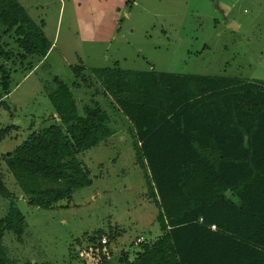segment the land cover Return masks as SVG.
<instances>
[{"label":"trees","instance_id":"obj_1","mask_svg":"<svg viewBox=\"0 0 264 264\" xmlns=\"http://www.w3.org/2000/svg\"><path fill=\"white\" fill-rule=\"evenodd\" d=\"M8 35L24 58L46 57L53 44L18 0H0V59L9 62L16 53L8 49ZM85 69L73 66L82 80L73 85L54 79L55 122L4 154L28 203L51 208L92 184L78 156L126 127L161 232L133 259L122 250L118 264H264V81L118 65L87 75ZM93 84L80 112L73 89ZM10 87V71L0 64V103ZM116 116L121 128L114 126ZM17 128L0 129V140ZM12 193L0 173V195ZM9 204L0 217V264H51L8 257L6 230L22 240L26 225L11 197ZM95 236L92 251L106 262L114 254L111 241L102 242L101 230Z\"/></svg>","mask_w":264,"mask_h":264},{"label":"rangeland","instance_id":"obj_2","mask_svg":"<svg viewBox=\"0 0 264 264\" xmlns=\"http://www.w3.org/2000/svg\"><path fill=\"white\" fill-rule=\"evenodd\" d=\"M18 1L53 44L46 57L24 58L14 39L4 38L16 55L9 62L0 59L11 74L10 93L0 103V129L18 128L12 129L13 137L0 140V173L26 217L22 240L5 232L8 257L15 263L118 264L115 256L125 250L133 259L141 244L155 239L161 229L130 133L119 116L114 126L122 128L114 136L78 156L89 168L92 184L51 208L28 203L4 154L55 122L49 91L56 77L69 85L82 81L73 66L86 67V75L93 68L118 65L264 81V0ZM95 88L73 89L80 112ZM10 197L0 195V217L8 213ZM100 230L105 233L102 242L113 246L108 262L92 251Z\"/></svg>","mask_w":264,"mask_h":264},{"label":"built area","instance_id":"obj_3","mask_svg":"<svg viewBox=\"0 0 264 264\" xmlns=\"http://www.w3.org/2000/svg\"><path fill=\"white\" fill-rule=\"evenodd\" d=\"M211 227H212V229H216V225L215 224H213ZM142 239H143V237H139L138 238V240H142Z\"/></svg>","mask_w":264,"mask_h":264},{"label":"crops","instance_id":"obj_4","mask_svg":"<svg viewBox=\"0 0 264 264\" xmlns=\"http://www.w3.org/2000/svg\"><path fill=\"white\" fill-rule=\"evenodd\" d=\"M233 25H234V24H233ZM55 117H56V116H55ZM56 118H57V117H56ZM10 136H11V137H13V135H12V134H11Z\"/></svg>","mask_w":264,"mask_h":264},{"label":"water","instance_id":"obj_5","mask_svg":"<svg viewBox=\"0 0 264 264\" xmlns=\"http://www.w3.org/2000/svg\"><path fill=\"white\" fill-rule=\"evenodd\" d=\"M235 25V24H234ZM236 26V25H235Z\"/></svg>","mask_w":264,"mask_h":264}]
</instances>
